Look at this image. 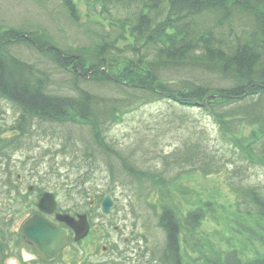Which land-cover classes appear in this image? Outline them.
Here are the masks:
<instances>
[{
    "label": "rangeland",
    "instance_id": "1",
    "mask_svg": "<svg viewBox=\"0 0 264 264\" xmlns=\"http://www.w3.org/2000/svg\"><path fill=\"white\" fill-rule=\"evenodd\" d=\"M98 27V15L85 0H75L72 12L63 0H0V34L9 29L17 33L44 31L59 49L68 50L91 46ZM2 50L45 70L46 76L55 81L47 80L52 93L76 94L73 85L65 83L72 76L69 73L74 72V62L63 69L57 67L48 52H39L27 40L12 42L0 53ZM117 56L120 68L114 67V76L123 73L121 65L132 57L125 53ZM77 86L102 97L123 96L121 88L106 82L80 80ZM105 103L113 107L109 100ZM118 111L115 121L105 124L97 141L89 120L39 118L0 95V132L17 125L24 131L15 151L18 160L34 159L35 164L44 166L52 184L59 179L81 180L82 210L90 212L92 226L82 243L81 258H66L61 264H166L167 238L160 224L165 204L172 207L179 222L182 264L203 263L198 260L202 254L194 247L190 252V232L186 236L184 225L185 214L195 207L206 209L208 214L199 227L201 241L208 250L205 253L230 246L246 257L264 251V219L240 214L231 189L253 185L264 192V164L257 157L242 154L233 135L209 110L155 98ZM250 130L245 126L237 134H248ZM190 141L206 150L210 170L216 172L207 174L185 163L180 165L182 170L178 168L175 156H188ZM100 143L107 146L105 150L100 149ZM119 158L126 167L121 168ZM108 162L114 164L112 173ZM93 191L101 194L94 196L95 203L90 206ZM106 194H111L114 201L108 215L100 211V200ZM68 197L64 191L61 193L63 206L69 204ZM240 208L245 210L243 205ZM244 227L255 230L258 237L247 238Z\"/></svg>",
    "mask_w": 264,
    "mask_h": 264
},
{
    "label": "trees",
    "instance_id": "2",
    "mask_svg": "<svg viewBox=\"0 0 264 264\" xmlns=\"http://www.w3.org/2000/svg\"><path fill=\"white\" fill-rule=\"evenodd\" d=\"M85 1L98 15L101 26L87 48L61 50L44 31L17 33L9 29L0 34V50L12 42L27 40L39 52H48L57 67L63 69L74 62L73 74L66 71L72 75L70 83H65L73 85L76 94L52 93L47 80H54L46 76L45 70L2 50L1 96L39 118L89 120L97 141L105 124L115 121L121 107L127 109L155 98L190 106L205 101L204 109L233 135L236 148L264 164V0ZM63 3L72 12L75 0ZM124 53L132 57L121 65L123 73L114 76L112 71L120 68L117 55ZM80 80L106 82L121 88L123 96H98L78 87ZM245 126L251 128L250 132L238 135ZM99 147L105 150L107 146L100 143ZM175 160L180 170L185 163L207 174L217 171L210 170L206 150L196 142L190 141L188 156H175ZM108 166L112 173L113 163ZM231 189L240 214L264 219V192L253 185ZM162 208L160 224L167 238L163 260L166 264H182L177 216L170 205ZM207 217L206 209L200 207L184 216L186 236L190 232V252L194 247L202 254L198 259L202 264H264V251L246 257L230 246L205 253L208 250L201 241L199 227ZM244 228L247 238L258 237L252 228Z\"/></svg>",
    "mask_w": 264,
    "mask_h": 264
},
{
    "label": "flooded vegetation",
    "instance_id": "3",
    "mask_svg": "<svg viewBox=\"0 0 264 264\" xmlns=\"http://www.w3.org/2000/svg\"><path fill=\"white\" fill-rule=\"evenodd\" d=\"M3 133L0 132V264H61L66 258H81L82 243L92 226L90 212L82 210L81 181L59 179L52 184L47 177L49 170L44 166L35 164L34 159L18 160L15 153L19 136L3 138ZM63 191L70 199L67 206H63L59 198ZM91 197L89 205L93 206L96 199L94 195ZM43 199L45 202L41 203ZM82 213L87 216L90 230L85 238L76 239L74 228L57 216L68 214L77 221ZM31 218L38 224L32 225V233L26 239L23 226ZM45 222L67 236L65 246L52 258L38 252L46 243ZM114 229L117 231L118 227ZM126 240L124 238V242Z\"/></svg>",
    "mask_w": 264,
    "mask_h": 264
},
{
    "label": "water",
    "instance_id": "4",
    "mask_svg": "<svg viewBox=\"0 0 264 264\" xmlns=\"http://www.w3.org/2000/svg\"><path fill=\"white\" fill-rule=\"evenodd\" d=\"M17 131H12L10 134H16ZM49 195V194H46ZM45 202V200H41V203ZM40 203V206H41ZM112 205V200L109 195L105 196L102 200V211L108 213L110 211V206ZM60 220H64L68 225L72 226L75 230V238L80 239L84 237L88 230L89 224L86 220V216L84 214L78 215V220L75 221L73 217L68 214L58 215ZM38 221L34 218L29 219L23 226V235L27 239V237L32 233V225H37ZM45 237L46 243L44 247L40 248L38 251L40 254L45 256L46 258H52L56 252L61 249L67 241V236L65 232L61 231L59 228L52 226L51 224L45 222Z\"/></svg>",
    "mask_w": 264,
    "mask_h": 264
}]
</instances>
